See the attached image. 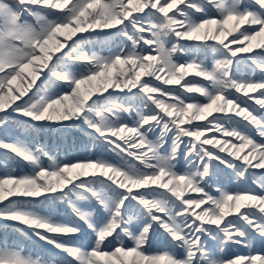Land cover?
Here are the masks:
<instances>
[{
  "label": "snow or ice",
  "instance_id": "obj_1",
  "mask_svg": "<svg viewBox=\"0 0 264 264\" xmlns=\"http://www.w3.org/2000/svg\"><path fill=\"white\" fill-rule=\"evenodd\" d=\"M14 125L114 155L0 139L31 166L0 174V264H264V0H0V134ZM221 165L255 190L210 192Z\"/></svg>",
  "mask_w": 264,
  "mask_h": 264
},
{
  "label": "trees",
  "instance_id": "obj_2",
  "mask_svg": "<svg viewBox=\"0 0 264 264\" xmlns=\"http://www.w3.org/2000/svg\"><path fill=\"white\" fill-rule=\"evenodd\" d=\"M207 62L210 60L212 61L211 53L208 54ZM180 59H184L183 56L179 57ZM243 66L241 67V71H243ZM196 94H189V96H195ZM199 99H203L202 97H198ZM249 106L253 108H258L249 103ZM125 119H129L128 116L125 114L123 117ZM240 118L237 119V122L233 123V126H240L243 127L242 123H239ZM6 135L14 136L16 139H20L21 141L29 144L31 147H35L36 143L39 142L46 146L47 150L50 152V154L56 156L59 160H69V159H77V158H84L88 157L89 155L98 156L100 154L104 155L105 157H108L110 159L113 158V155L111 152L107 150V146L104 144H101L99 142L96 143L94 149L90 152L86 150L85 145L89 144L86 137L82 136V133L79 132L78 129H73L71 132L60 130L57 128H53L50 132H42L38 138V141L34 139L31 135L27 134L23 128L20 125H14L12 130L8 132L7 134H0V139L6 138ZM77 157V158H76ZM43 161H47L46 158H44ZM7 164L12 167L11 170H14V172H18V175L20 173H24V171L30 170V167H28V164L20 159L14 158L13 155L6 153L5 151H0V174L1 171L4 170V165ZM233 172L230 169H225L224 166H218V170L215 175H213L212 179L209 181V185L211 188H213V185L217 186V188H223L226 191H230L231 187L229 186L228 176L232 175ZM22 175V174H21ZM250 180L252 181L253 177L251 174L248 175ZM241 183L239 184L240 187L234 188V191H241L244 189L248 190H255V185L251 183V185L247 186V181L245 179H240ZM216 182V183H214ZM245 185V186H244ZM233 189V188H232ZM59 215H67L68 212L64 209V212L61 211V209H58ZM163 238V237H162ZM8 239L10 242H20L23 247L29 246L32 248L33 252H37L39 255L42 253L41 251H47L46 248L42 247L37 241H35L34 238H29L28 236L19 234V233H8ZM209 243H212L211 241ZM262 244L258 240L254 242V249H259V245ZM166 246V245H165ZM163 245H159L155 247V249H161L165 247ZM236 246V245H235ZM234 245L230 246V249H234ZM212 247H215L213 244ZM210 247V248H212ZM240 246H236L238 248ZM263 247V246H262ZM215 252H218L215 249ZM226 250L229 251V249H225L223 252L219 250L220 254L225 255ZM258 252V251H257Z\"/></svg>",
  "mask_w": 264,
  "mask_h": 264
},
{
  "label": "rangeland",
  "instance_id": "obj_3",
  "mask_svg": "<svg viewBox=\"0 0 264 264\" xmlns=\"http://www.w3.org/2000/svg\"><path fill=\"white\" fill-rule=\"evenodd\" d=\"M211 62H212L211 60H210L209 62H207V63L209 64V66L211 65ZM248 102L251 103L252 105H254L255 107H258L257 105L254 104V101H248ZM124 119H125V118H124ZM237 119H238V118H237ZM53 156H54V155H53ZM98 156L103 157V158H106V159H110V158H108V157H105V156L102 155V154H100V155H98ZM55 157H56V156H55ZM86 157H87V156H86ZM86 157H84V158H86ZM56 158H57V157H56ZM76 158H77V157H76ZM57 159H58V158H57ZM43 162H44L45 164L48 163V161H43ZM28 167H30V170H28V168H27V170L24 171V173H20V175H21V174H22V175L29 174L30 171H31V166L28 165ZM11 169H12V167H11L10 165H8V167H5L4 170L1 171V174L4 173V172L9 171V170H11ZM18 173H19V171H18V172H14L15 175L19 176ZM245 180L247 181V183H246L247 186L251 185L252 181H250V178H249V177H247ZM228 181H229V186L231 187V190H230L231 192H235V191H234V188H238V187H240L239 184L241 183V180H240V179H237V177L235 176V173H234V172H233L232 175H229V176H228ZM214 183H216V182H214ZM244 186H245V185H244ZM216 188H217V186L213 185V188L209 187L208 190H209L210 192H212L213 194H218V193L215 191ZM232 188H233V189H232ZM244 190H245V189H244ZM59 208L61 209L62 212H64V209L66 210V206H65V205H60ZM66 212L69 213L70 211H69V210H66ZM60 216L63 217V216H65V215H61V214H60ZM260 243H261V242H260ZM159 245H163V246L166 245V241H165L162 237H156V238L154 239L153 244H152V249H153V250H159V249H155V247H157V246H159ZM21 246L23 247V245H21ZM234 246H235V245H234ZM236 246H237V245H236ZM236 246L234 247L235 250H234V249H229V247H228L229 251L226 250L225 256H229V257H231V256H234V255H240V254H245V255H247L248 252L250 251V249H248V248H244V247H241V246L238 247V248H236ZM262 246H263V247H262ZM209 247H210V246H209ZM258 247H259L260 250H258V249H254L253 254L257 253V251H258V252H264V243L260 244ZM23 248H24V247H23ZM24 249H25V254H26V255H31L33 258H41V259H47L48 257H50V256L52 255L53 251H55V250H53L52 248H49V247L46 246L47 251H46V252H45V251H41L42 253H40V254L38 255L37 252H33V251H32V248H30L29 246L25 247ZM216 251H218V252H216L217 255H223V254H220V253H219V250H216Z\"/></svg>",
  "mask_w": 264,
  "mask_h": 264
}]
</instances>
